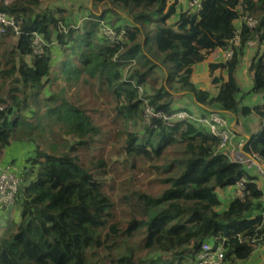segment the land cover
Masks as SVG:
<instances>
[{"label": "trees", "instance_id": "trees-1", "mask_svg": "<svg viewBox=\"0 0 264 264\" xmlns=\"http://www.w3.org/2000/svg\"><path fill=\"white\" fill-rule=\"evenodd\" d=\"M198 1V12L176 14L179 0H92L107 8L79 25L62 17L67 11L41 10V0L0 2V12L19 27L18 36L11 29L0 35V155L13 145L28 147L24 164L13 169L21 184L7 211L18 217L7 219L0 234V264H194L206 242L221 245L224 264H235L264 248L257 178L219 151L218 139L204 128L170 127L160 119L142 124L146 105L164 115L181 111L172 107L176 85L200 105L257 116L262 128L243 151L264 158V104H242L249 95L264 97V0ZM121 11L130 21L121 22ZM244 17L256 25L242 20L237 34L234 22ZM100 20L123 32L121 39L104 37ZM33 32L46 41L41 56L30 49ZM252 41V87L243 92L236 72ZM216 50L232 56L209 65L210 75L220 70L226 76L212 79L220 86L211 96L190 75ZM159 65L166 77L157 76ZM87 86L112 101L122 164L150 166L158 191L136 189L115 201L102 180L103 157L81 160L79 150L102 143L91 111L69 95ZM242 180L243 197L221 208L217 193ZM117 204L126 205L127 215Z\"/></svg>", "mask_w": 264, "mask_h": 264}, {"label": "crops", "instance_id": "crops-1", "mask_svg": "<svg viewBox=\"0 0 264 264\" xmlns=\"http://www.w3.org/2000/svg\"><path fill=\"white\" fill-rule=\"evenodd\" d=\"M8 2V0H7ZM66 2V3H65ZM70 3V5L67 7L66 4ZM179 6L176 8V14H179V12L182 10V12L189 9V3L186 0H179ZM65 5V7H64ZM73 5V7H72ZM56 9L68 11L74 10L75 17H79L77 20V24L79 25L82 20H85L87 16L89 15H100L103 10H105L107 7L104 5H99L97 7L93 6L92 0H57V5H55ZM54 9V8H52ZM72 12V11H71ZM66 13H63V15H66ZM125 16H122V23L123 21L126 22L124 19ZM70 19V18H69ZM71 23L74 22L73 20V12H72V19ZM176 20V15H175ZM244 18H240L237 21L234 22L235 28H237V31L239 32L240 26L243 24ZM127 23V22H126ZM76 24V23H72ZM124 24V23H123ZM256 43L254 41L247 44V51L244 55V57L241 59V63L239 68L236 72V79L239 87L243 92H246L250 90L252 87V74H250L247 70L249 67V63L245 62L246 58H251L253 53L256 51ZM224 62V51L223 50H216L212 52L202 63L196 65L192 69V73L190 75V82L197 88L204 90L208 93H210L211 96H215L219 90V84L214 85L211 83L213 78H221L225 79V73L223 71H215L212 75L209 74V65L210 64H220ZM157 74L161 75L164 74L166 77V70L162 67L157 69ZM162 76V77H164ZM173 92H170L173 95V109H180L188 111L189 113L194 114H206L212 109L206 107L203 105L198 104L195 101V98L185 90H179L176 85L172 86ZM243 105L246 106H254V105H262L264 104V97L259 94H253L249 95L245 98V100L242 102ZM216 110H218L216 108ZM221 111V110H219ZM223 116L227 118L228 125L230 126L231 132L233 134V137L231 138L230 144L227 146L225 153L229 156V158L234 161L236 156H240L241 154L246 153L243 151L242 148L239 147V144L243 142L247 143L250 139L252 134H255L259 132L262 128V122L261 120L255 116L251 115L248 117H241L239 115H233L229 113H225L221 111ZM18 150L12 151V147L10 149L4 150L1 155L0 159L1 162L6 165L13 166L12 168L15 170L17 166H22L24 164L22 160L25 159V153L28 151V147L25 146L21 150L19 144ZM14 160L15 163H12ZM248 170V174L251 176H254L257 178V186L261 191L264 190V178H261L259 175H257L255 172ZM218 198L221 202V208H224L230 201L236 198V186L231 188H226L222 191H219L217 193ZM264 207V206H263ZM220 208V209H221ZM262 216H264V213H262ZM17 211L15 209H12L11 211L7 210H1L0 208V234L3 230L4 225L6 224L7 219H12L13 221L17 220ZM262 248V247H261ZM259 249V248H258ZM257 250V249H256Z\"/></svg>", "mask_w": 264, "mask_h": 264}, {"label": "built area", "instance_id": "built-area-1", "mask_svg": "<svg viewBox=\"0 0 264 264\" xmlns=\"http://www.w3.org/2000/svg\"><path fill=\"white\" fill-rule=\"evenodd\" d=\"M201 9L198 0L189 2V10L193 13L198 12ZM244 21L249 28L255 27L256 23L249 18L244 17ZM100 24L101 34L109 40H120L123 32L117 34L112 28L106 26L102 20L98 21ZM11 29L12 32L18 36L19 27L16 25L14 19L5 13L0 12V35ZM238 34V31L236 32ZM249 44V43H248ZM234 45L239 46L238 35L234 39ZM46 41L44 38L36 33H31L30 49L35 56H41L45 52ZM232 51H224V61L231 58ZM4 109V106L0 105V111ZM153 119L163 120L168 126L172 127L174 124H193L198 127L206 129V131L219 141L218 150L225 152L227 146L230 144L233 134L229 128L226 118L219 110H211L206 114H194L187 111H175L170 115H164L156 112L155 109L149 105H146L143 110L142 124L143 126H149ZM240 143L239 147L243 149L244 145ZM246 156H236L234 162L240 160L242 165L246 169L255 171L261 178H264V158L260 159L255 155L243 154ZM21 179L13 170L10 165H6L0 161V208L4 210L11 209L15 204V196L18 192ZM244 181H240L236 185V198H242L244 192ZM260 202L264 206V190L260 197ZM194 264H224V252L221 245L215 246L211 243H203L200 251L195 257Z\"/></svg>", "mask_w": 264, "mask_h": 264}, {"label": "rangeland", "instance_id": "rangeland-1", "mask_svg": "<svg viewBox=\"0 0 264 264\" xmlns=\"http://www.w3.org/2000/svg\"><path fill=\"white\" fill-rule=\"evenodd\" d=\"M0 2L8 3L7 0H0ZM55 5H57V0H41L40 7L41 10H44L46 7L56 9ZM69 5L70 3L68 2L66 6L68 7ZM71 11L73 12V20L77 21L79 17L76 18L74 10ZM71 11H67L66 15L62 14V17L64 16L65 18V16H67L68 18L72 19ZM120 13L126 17L124 18L126 21H130V18L128 17L129 15L122 11ZM174 23L175 19L171 18L167 22V25L173 26ZM245 60V62L249 63L250 58L248 57ZM157 76L159 78H163L162 76H164V74H162V76L158 74ZM163 80L164 79H162V83L165 84ZM54 89H51V91H53ZM78 89H80L79 92L77 91ZM75 93H77L78 95ZM42 95L44 96V94ZM69 95H73V98L78 97L77 99L73 100H78L81 103L85 104L87 109L91 111L90 114L93 116L95 122L101 128L102 143L100 144L98 142H95L94 144H92V149L88 151L79 150V153L81 155V160H87L88 162L100 156L103 157L106 163L105 170L107 172V175H104L102 180H106L105 188L113 196V199L115 201H118L123 195H126L128 194V192L136 189H141L148 192H155L156 190L158 191L159 188L158 184L155 182L154 171L150 169V166L143 165L139 160L135 161L134 169H130L126 164H122L124 157H122L123 154L119 152L123 140L120 139L119 143H117V141L113 139V134L115 132L114 126L116 125L117 118H115V113L112 110L113 104L110 98L103 96L101 93L98 95L96 87H93V89H91L88 86L81 88L73 87L69 92ZM12 148V151L18 150L17 145H13ZM20 148L22 150V146H20ZM241 156L244 155L241 154ZM245 157L246 156H244L243 158ZM243 158H240L238 162L241 163L240 160H243ZM255 173L259 175L257 172ZM117 205L119 206V210H123L124 214L128 212L126 211V205ZM188 263V261H182L180 264ZM235 264H264V248L255 250L247 261H239Z\"/></svg>", "mask_w": 264, "mask_h": 264}, {"label": "clouds", "instance_id": "clouds-1", "mask_svg": "<svg viewBox=\"0 0 264 264\" xmlns=\"http://www.w3.org/2000/svg\"><path fill=\"white\" fill-rule=\"evenodd\" d=\"M250 43V42H249Z\"/></svg>", "mask_w": 264, "mask_h": 264}]
</instances>
